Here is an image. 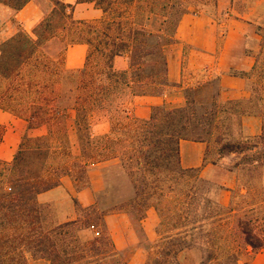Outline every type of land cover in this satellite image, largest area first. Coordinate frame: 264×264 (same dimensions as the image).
Segmentation results:
<instances>
[{"label":"trees","instance_id":"16d2710c","mask_svg":"<svg viewBox=\"0 0 264 264\" xmlns=\"http://www.w3.org/2000/svg\"><path fill=\"white\" fill-rule=\"evenodd\" d=\"M32 1L0 4L21 11ZM50 1L53 9L33 35L20 28L0 43V110L26 122L28 130L46 129L42 136L24 135L11 162L0 160V264H125L104 221L116 209L105 211L101 197L85 209L75 200L77 220L53 227L45 226L38 202L65 176L77 191L88 188L90 168L110 163L132 191L117 204L118 212L130 208L140 224L154 208L159 226L168 227L164 234L157 230L154 242L142 232L149 244L145 264H182L187 250L200 252L199 264H249L264 250V99L228 101L235 105L230 112L217 100L211 108L198 104L187 89L182 107H153L148 119L129 113L134 97L161 96L175 86L168 80L169 50L182 17L205 6L204 0H78L102 12L94 20H76L73 5ZM55 43L63 46L57 54L51 52ZM76 44L88 46L86 62L69 70L66 51ZM117 56L127 58L126 70H115ZM69 110L75 112L73 126ZM103 110L110 115V131L93 136L94 115ZM246 115L262 117L261 134L234 138L231 121ZM182 140L216 144L208 155L213 164L215 156L229 158L225 169L236 176L237 187L205 179L200 169H184ZM109 170L104 194L111 189ZM223 190L232 193L228 207L220 203ZM94 215L104 234L85 239L80 232L95 227Z\"/></svg>","mask_w":264,"mask_h":264},{"label":"crops","instance_id":"0c3cea01","mask_svg":"<svg viewBox=\"0 0 264 264\" xmlns=\"http://www.w3.org/2000/svg\"><path fill=\"white\" fill-rule=\"evenodd\" d=\"M61 1L74 6V18L76 20H94L102 16V12L96 9L93 3H78V0ZM52 9L53 6L48 10V14ZM41 13L42 11L34 3V0L28 3L21 11H14L0 4V39L3 42L10 39L20 28L31 34L40 24ZM14 24L19 25V27H15ZM221 34L218 24L200 11L185 14L175 33L174 51L170 55L168 54V80L175 86L168 89L161 96L134 97L129 105V113L137 118L148 119L153 107L162 105L184 106L186 104V90L195 89L193 77L191 75L188 76L184 68V64L187 62L188 70L210 67L208 74H215L218 78L220 97L225 101H238L249 98L250 92L247 91L246 82L240 74L252 70L255 65V59L247 51L246 38L238 29L232 28L224 38L221 47L219 45ZM87 50L88 46L84 44L70 46L65 55L66 69L76 70L83 68L86 62ZM114 68L117 71L126 70L128 68L127 58L125 56H117L114 60ZM70 111L68 112V117ZM0 113L11 118L12 124L10 125L15 127L10 131L14 133L13 142L16 144L10 153L7 152L8 143L5 142V138L10 131L6 132L4 140L2 139L0 143L1 161L11 162L13 160L14 153L24 135L37 137L46 134L44 127L28 130L27 124L23 120L17 119L2 110H0ZM96 113H101V117L96 121H94L95 117L93 118L91 133L93 136L105 135L110 131V115L105 110ZM241 121L242 137H255L261 134L263 127L262 117L246 115L242 117ZM0 125L5 124L0 122ZM209 148L212 149V146H208L207 143L182 140L180 142L182 167L184 169H200L201 176L205 179L225 186L228 189H235L237 187L236 176L225 169V166L230 162L229 158L215 156L217 164H213L212 161L214 160L208 155ZM106 167L105 164L92 166L89 171L92 185L82 191L75 189L70 177H62L61 185L40 194L38 202L51 208L55 213L57 224L77 220L78 208L75 200L84 209L95 204V193L103 190L101 179L99 180L98 177ZM243 192L245 191L243 190ZM231 197V191L223 190L220 194V203L228 207ZM104 221L118 251L124 252L134 248V253L126 264H145L147 259L146 252L139 248V240L130 223V218L125 214H114L105 216ZM159 224L160 218L157 211L154 208H150L146 212L145 218L140 222L148 241L154 242L158 238L157 230ZM248 251L250 252L251 249L249 248ZM184 254L185 251L182 252L180 257ZM253 258V261L249 264H264V250L254 255ZM29 262L30 264H50L46 260L30 259ZM182 264H199V260L182 262Z\"/></svg>","mask_w":264,"mask_h":264},{"label":"rangeland","instance_id":"374dc122","mask_svg":"<svg viewBox=\"0 0 264 264\" xmlns=\"http://www.w3.org/2000/svg\"><path fill=\"white\" fill-rule=\"evenodd\" d=\"M201 1V0H198ZM205 6H201V9L197 8H191V12L200 11L203 15L206 17L212 19L214 22H216L219 26V32L222 33L220 36L219 45H221L224 42V38L229 33V31L233 29H238L240 33L244 34L245 41H246V47L247 51L253 56L255 59V65L252 70L249 72H243L240 75L244 78L246 82V89L248 92H250V97L253 101L259 103L260 100L264 99V0H204L203 1ZM206 2H208L206 4ZM34 3L38 5L39 9L42 11L41 13V19L39 20V23H41L48 15V10L50 7L53 6V3L50 0H34ZM38 23V24H39ZM15 27H19V25H15ZM37 26V25H36ZM35 26V27H36ZM35 30V29H34ZM34 30L31 32L33 35ZM3 41L0 39V43ZM63 46L59 43H55L51 47V52L53 54H57L61 51ZM174 51V47L171 48V51H169V55ZM188 63V62H187ZM184 64V68L186 69L187 75L193 77V83L195 86V89H192V98L196 100L198 104H201L203 106H206L207 108L212 107V103L217 100L216 102L219 103V105L226 104L225 110H231L235 105H229L227 104L228 101H225L222 99V97L218 96L220 94V89L218 85V78L215 74H208V70L210 67L207 68H200L197 70L189 69L188 70V64ZM234 73V72H230ZM255 90V93H254ZM253 92V94H252ZM186 95V92H185ZM128 99V98H127ZM262 112H264V100L262 102ZM237 110H239L240 106H236ZM75 117V112L73 110L69 113V122L70 125L73 126V120ZM95 119H100L101 113H95ZM0 122L5 125H0V133L3 134V140L4 136L6 135V132L12 130L13 125L11 118L8 115H3L0 113ZM17 124V123H16ZM225 130V128H224ZM231 134H233L234 138H241V132H242V121L237 120L236 116L231 121V127L230 130H228ZM226 132V131H225ZM13 136L14 133L11 131L7 134L5 138V142L8 143L7 145V152L10 153L11 149L15 147L16 144L13 142ZM70 142L73 147V151L76 155H78L79 151V141H78V135L77 132L72 128L70 131ZM213 150L215 151L218 149V146L214 143L211 144ZM15 155V153H14ZM109 170V174L111 175V189L109 190L108 194H104L106 190V177L104 175V170H102L101 175L98 177V179H101L103 190L102 194L99 192L95 193V200L101 197L103 199V205L102 207L105 209V211H111L113 209H116V211H113V213H109L106 216L114 215V214H125L130 218V223L132 224L136 235L139 240V248H141L144 252H147L146 249H149V244L145 240V238L142 235L143 229L139 224V220L137 218V215L134 214L130 208H128L127 213H120L118 212L120 209L119 202H122L124 198L131 195V189L129 186V182L127 179H120L117 180L119 177V169L116 168V163H110L106 164ZM92 185L91 179H90V186ZM98 195V196H97ZM116 205V206H114ZM96 215H94L91 220L93 224L95 225L96 230H99L101 232V236L104 234V227L98 223L95 219ZM43 219L46 227H53L58 225L56 223V217L55 213L51 210L48 206H43ZM160 225V224H159ZM162 234H164L168 227L166 226H159L158 228ZM80 234L85 239H91L94 238V232L92 228H89L87 230H84L80 232ZM158 239V238H157ZM156 239V240H157ZM134 248H130L128 250H125L122 252L121 259L127 263V260L133 255ZM200 252L198 250H187L185 251V254L182 255L181 260L182 262H193L196 260H200ZM147 258V253H146ZM254 258L249 260L248 262L251 263ZM33 263V261H31Z\"/></svg>","mask_w":264,"mask_h":264},{"label":"built area","instance_id":"2783aa9c","mask_svg":"<svg viewBox=\"0 0 264 264\" xmlns=\"http://www.w3.org/2000/svg\"><path fill=\"white\" fill-rule=\"evenodd\" d=\"M92 229H93L95 237H100L101 236V232L99 230H96L95 227H92Z\"/></svg>","mask_w":264,"mask_h":264}]
</instances>
